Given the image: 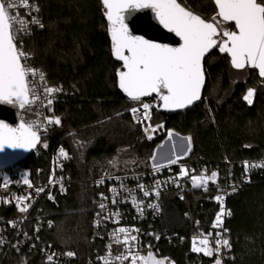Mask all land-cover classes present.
<instances>
[{
	"label": "trees",
	"instance_id": "1",
	"mask_svg": "<svg viewBox=\"0 0 264 264\" xmlns=\"http://www.w3.org/2000/svg\"><path fill=\"white\" fill-rule=\"evenodd\" d=\"M196 13L211 17L212 0H178ZM40 7L31 43L37 62L49 86L59 87L53 105L61 118L50 140L43 141L22 165L36 182L48 178L54 148H63L62 172L68 190L53 201L43 197L39 204L53 223L43 240L62 251H73L67 264H88L96 245L92 240V219L97 190L91 181L105 174L143 172L152 169L151 158L169 130L192 137L191 151L183 161L199 172L218 173L222 187H230L226 206L231 211L225 227L232 244L226 264H264V169L248 172L240 162L264 157V79L256 70H242L247 76L234 79L227 55L214 49L205 63L208 77L202 100L178 114L154 112L152 126L162 124L165 132L148 139L144 126L132 120L131 101L118 87L119 63L111 55L110 35L101 0H33ZM256 89L251 105L243 99ZM48 144L47 148L43 143ZM248 145L249 147H246ZM228 160V163H225ZM115 162V164H113ZM204 167V168H203ZM39 171L42 173L39 174ZM235 186V191L233 187ZM212 183L208 191L185 189L182 196L170 193L164 212L156 223L160 233H176L172 241L160 239L158 256L177 264H213L215 257L191 251L190 230L205 228L219 210ZM183 197V199H181ZM10 216L13 210H4ZM198 223L197 226L195 224ZM184 236L183 240L180 239ZM0 264H46L39 253H1Z\"/></svg>",
	"mask_w": 264,
	"mask_h": 264
},
{
	"label": "snow or ice",
	"instance_id": "2",
	"mask_svg": "<svg viewBox=\"0 0 264 264\" xmlns=\"http://www.w3.org/2000/svg\"><path fill=\"white\" fill-rule=\"evenodd\" d=\"M104 9L103 15L107 21V32L110 35L111 55L115 60L121 62L120 68L116 70L118 87L134 102L140 103V108L130 109L133 119L140 124L144 121L149 123L143 128L148 134L147 138L152 139L150 133H154L163 125L153 127L151 121V110L154 105L143 102L142 98L155 94L163 102L162 107L168 110L185 109L201 100L202 88L205 84L204 60L207 54L213 49L219 53L227 54L230 57L231 66L234 69L242 70L246 67L258 70V75L264 78V0H214L215 13L211 17H205L196 13L186 3L178 0H101ZM27 10L26 16L31 17L29 21L19 16L18 8ZM14 10L15 13H14ZM150 11L159 25H162L169 33H174L179 38V46H171L167 43H158L152 39H146L143 35H137L129 27L133 23L132 17L142 11ZM40 7L37 3H29V0H0V104L12 105L20 110L30 111L32 105L40 100L37 87V74L39 83L43 84V95L46 100L45 107L52 112L54 103L53 94L62 91L59 87L47 86L45 73L30 66L27 61L31 53L24 51L23 36L31 34V25L44 28L38 16ZM19 42V44H18ZM254 89H249L243 97L249 105L253 103ZM31 97V98H30ZM143 109L142 116L137 113ZM39 115V113H37ZM47 125H61V118L46 117ZM41 129L47 131L43 121H25L21 117L16 126L0 120V152L6 149H22L29 151L41 144ZM169 137L173 135L171 131ZM188 151H191L192 137H186ZM47 148L48 144L43 143ZM246 147H249L246 145ZM59 156L68 159V155L61 147ZM155 160V156L152 157ZM181 157L168 161V164H175ZM252 167H264V164L251 165ZM161 165L153 164V169ZM249 167L245 162V168ZM188 170L181 166L177 178L188 176ZM217 172H212L210 177L203 175L191 177L194 188L203 187L207 191L209 180L216 182ZM100 181L99 183H102ZM24 183L30 188L32 185L25 179ZM162 182L157 181V186ZM7 183L4 184L6 188ZM180 185L177 184V187ZM233 191L235 186L233 185ZM144 189V185H139ZM61 192L66 189L61 185ZM43 188H36L39 195ZM115 192V189H113ZM144 191L145 197L151 195ZM159 191L155 195L159 197ZM48 198H55L49 193ZM101 198L107 199L101 193ZM32 199V193L17 198V207L21 213H26L30 204L25 203ZM183 199V197H181ZM214 199L218 202L220 210L216 213L212 223L213 229H221L213 233H200L192 239L191 251L203 253L205 256L216 258L214 264H222L220 256L221 249L231 250L232 244L226 233L229 229L224 228L225 215L231 216V211L226 213L224 207V195H216ZM5 202H10L5 198ZM115 199L112 203H116ZM133 204L136 199L133 197ZM23 205V206H21ZM138 210L142 211L137 205ZM148 207L158 208V205L149 204ZM99 208L104 210L106 205L102 202ZM99 216L100 214L97 213ZM119 217V212L110 213L103 219ZM119 223L118 219L113 220ZM12 223L15 227V222ZM51 224V222H49ZM100 220H97L99 225ZM199 223V222H197ZM39 231V227L36 228ZM138 229H127L118 227L111 233L113 243L123 245L113 256L112 244L107 246L106 256L98 257L102 264H124L130 260V264H166V258H157L151 250L146 255L139 254V249L133 252V245L138 244L136 235H128L129 232L136 233ZM124 234L122 239L120 235ZM27 236V233H24ZM38 238V237H37ZM159 239V236L156 237ZM5 243L0 239V244ZM215 245L213 247L212 245ZM68 257H74L73 251L65 253ZM55 253L47 255V264H55Z\"/></svg>",
	"mask_w": 264,
	"mask_h": 264
},
{
	"label": "built area",
	"instance_id": "3",
	"mask_svg": "<svg viewBox=\"0 0 264 264\" xmlns=\"http://www.w3.org/2000/svg\"><path fill=\"white\" fill-rule=\"evenodd\" d=\"M29 3H33V0H29ZM15 11L16 10H14V13ZM18 12L21 18H26L29 21L31 20V17L26 16L27 10L23 7H19ZM33 15L38 16L39 13L33 12ZM37 28L38 26L31 25V34L23 36V48L24 51L31 53V57L27 63L36 69L42 70L41 66L37 62V51L35 45L33 42L31 43V38H33ZM43 86V84L39 83V74H37V87L39 90L40 100H38L36 104L32 105L30 111H23L21 115L25 121L37 120L43 121L45 123L47 131L41 129L42 142L51 139L52 132L55 127V125H47L45 118L56 117L48 111L47 107L44 106L46 104V100L44 99L43 95ZM47 86H49L48 83ZM56 95L57 93L53 94L54 100ZM143 102L154 105L151 110V118L154 112L160 110L161 101L158 99V97L145 99ZM137 108H140V106ZM37 113H39V115H37ZM142 113L143 109L141 108L137 115L142 116ZM132 120L135 124H140L133 119V114ZM148 123L149 121H144V123L141 125L145 127ZM59 149L60 148H54L51 158L52 170L48 178L43 181L36 182L32 177L30 169L22 165V162L10 169L0 170V239L5 241V243L0 244V254L10 252L24 254L25 252L33 251L39 253L46 264L47 255L52 253L56 254L55 264H67V261L75 259L76 255L74 257H68L65 255V253L68 251H62L60 249L54 248L52 245L46 244V242L43 240L46 232L53 229V223L45 215L43 207L38 205L39 201L43 197L53 201L48 198L49 193H51V195L55 198L57 192L64 194L67 192L69 187L68 177L64 176L62 172L64 157L59 156ZM37 150L34 153H37ZM245 162H248L249 165L247 169L245 168L248 172L264 169V167L251 166L253 164H264V157L244 160L240 162V165L245 167ZM225 163H228V160H225ZM181 166L188 170V176L174 179L178 177ZM41 173L42 172L39 171V174ZM193 175H203L205 178L211 176V174H209L205 168L202 169V172H199L194 166L183 161V158H181L175 164H162L160 168L155 170L152 167V169L143 172L105 174L92 180L91 184L97 190V202L92 219V240L96 242V247L94 251L88 255L87 263L102 264V261L98 260V257L106 256L107 246L109 244H112L113 256L118 250L123 249V245H116L113 243V237L111 235L113 230L118 227H124L127 229L135 228L139 230L136 233H128V235H136L138 238V244L133 245L134 253L137 249H139V254L146 255L149 250L148 246L151 245V250L156 256H158L157 247L160 239L172 241L174 236L178 237L177 233L174 236H172V234H163L160 233L156 228V223L164 212L168 195L174 192L182 196V191L185 189H201L205 191L203 187L194 188L192 186L191 177ZM25 179L30 182L32 185L31 188L24 183ZM100 181L103 182L99 183ZM157 181H161L162 183L157 186ZM5 183L8 184L6 188L4 187ZM212 183L213 182L209 180L207 185L208 190L212 186ZM177 184L180 186L177 187ZM213 184L218 190L217 195H224V207L227 213L230 210L226 206V197L230 193L231 189L230 187H222L218 178ZM61 185H63L66 191L61 192ZM139 185H144L145 188L142 190L139 188ZM36 188H43L44 191L37 195L35 192ZM113 189H115V192ZM157 190L160 193L159 197L155 195ZM144 191H149L152 194L145 197L143 195ZM28 193H32V199L25 201V203L30 204V207L26 213H21L17 207V198L20 196H27ZM101 193H103V196L107 199L102 200ZM133 197L136 199V204H133L132 202ZM5 198H7L10 202H5ZM113 199L117 201L115 204L112 203ZM102 202L106 205L104 210L99 208V204ZM149 204L158 205V208L148 207ZM137 205H139V208L142 209V211L138 210ZM4 210H13V213L10 216H7L3 213ZM113 212H119V217H112L107 220L103 219L105 216H109V214ZM97 213L100 215L98 216ZM229 217L230 216L225 215L223 218L224 228H226L225 223ZM115 219L119 220L118 224L113 222ZM97 220H100L99 225H97ZM213 221L208 227L190 230L189 241L191 246L194 236H196L198 239L202 238L199 236L200 233L207 234L212 232L213 237L211 239H215V232L220 231L221 229H213ZM9 222H15L16 226L13 227L12 223ZM49 222H51V224ZM197 225L198 223L195 224V226ZM37 227H39V231H36ZM24 233H27V236H25ZM118 235H120L122 239L124 234ZM157 236H159V239H156ZM226 236L228 238V233H226ZM183 238L184 236L180 237L181 240H183ZM212 246L215 247L214 244ZM213 256L216 258L215 253ZM220 256L222 258V264H226L225 260L230 256V251L222 248ZM116 264H119V262H116ZM124 264H130V260L125 261ZM169 264L177 263L174 260H170ZM199 264L203 263L201 262Z\"/></svg>",
	"mask_w": 264,
	"mask_h": 264
},
{
	"label": "water",
	"instance_id": "4",
	"mask_svg": "<svg viewBox=\"0 0 264 264\" xmlns=\"http://www.w3.org/2000/svg\"><path fill=\"white\" fill-rule=\"evenodd\" d=\"M212 1L214 2V0H212ZM132 21H133V23L130 22L129 27H130V29H132L134 31L135 34L143 35L146 39H152L158 43H167L171 46H179V43H180L179 38L176 37L174 33H169L166 29L163 28L162 25H159L158 22L154 19V16L150 11L145 10V11L137 13L136 15H134L132 17ZM211 52L209 54H207L205 57L204 69H205L206 60L209 57V55L211 54ZM224 55H227V54H224ZM229 59H230V57H229ZM119 63H121V62H119ZM246 68H248V67H246ZM248 69L249 70H255V69H250V68H248ZM234 70H237V69H234ZM242 70H244V69H242ZM242 70H237V71H242ZM256 71L258 72V70H256ZM262 79H264V78H262ZM207 82H208V77H207V73H206V69H205V84L202 88L201 100H202L204 93L206 91ZM153 97H156L155 94H153L152 96H149V97H144V98H142V100L150 99ZM201 100L196 101L193 105H191L185 109H174V110L164 109L162 107L163 102L161 101L160 111L162 113H165V114H178V113L184 112V111L190 109L191 107L195 106ZM23 111L24 110H20L17 107H13L12 105L0 104V120L4 121L5 123H8L10 126H16L20 122L21 115H22ZM158 129H160V128H158ZM162 129H163V132L160 133L159 135H162L165 132L164 127H161V130ZM39 146L40 145H38L36 148L31 149L29 151H25L22 149H15V150L14 149H6L4 152H0V170L10 169L13 166L23 162L24 160L29 158L30 155L33 154ZM193 264H197V260Z\"/></svg>",
	"mask_w": 264,
	"mask_h": 264
},
{
	"label": "rangeland",
	"instance_id": "5",
	"mask_svg": "<svg viewBox=\"0 0 264 264\" xmlns=\"http://www.w3.org/2000/svg\"><path fill=\"white\" fill-rule=\"evenodd\" d=\"M246 76H247L246 71L234 73V79L235 80L244 79ZM251 89L255 90V94L253 97V101H254V98L256 95V89L255 88H251ZM61 123H63V121H61ZM159 125H162V124H159ZM169 131H171L173 133V135L171 137H169V135H168ZM169 131H167V133L165 134V138L162 140V142L159 145H157V147L155 148V150L153 152V156H155V160H153L151 158V164L152 165L154 163L158 164V165H162V163L166 164V163H168L169 160L175 159L177 156L184 158L189 153L188 141L186 139V137H188V136H183V135L177 134L173 130H169ZM162 132H163V129L161 130V127H160V129H157L156 132L151 133L152 138L160 136L159 134ZM113 164H115V162ZM156 257L158 259L164 258V257H160V256H156ZM166 264H169V261L167 258H166Z\"/></svg>",
	"mask_w": 264,
	"mask_h": 264
},
{
	"label": "crops",
	"instance_id": "6",
	"mask_svg": "<svg viewBox=\"0 0 264 264\" xmlns=\"http://www.w3.org/2000/svg\"><path fill=\"white\" fill-rule=\"evenodd\" d=\"M162 164H165V163H162Z\"/></svg>",
	"mask_w": 264,
	"mask_h": 264
}]
</instances>
